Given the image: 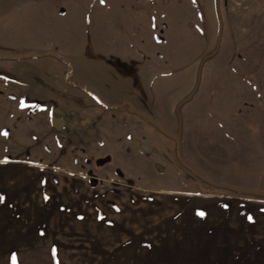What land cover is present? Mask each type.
<instances>
[{
    "label": "crops",
    "instance_id": "obj_1",
    "mask_svg": "<svg viewBox=\"0 0 264 264\" xmlns=\"http://www.w3.org/2000/svg\"><path fill=\"white\" fill-rule=\"evenodd\" d=\"M190 1L0 0V57L32 55L46 42L55 53L68 59L95 56L96 62L100 60L111 66L109 69L107 65H96L92 82L87 76L81 77L79 83L66 84L62 80L58 84L54 81L40 84L41 72L47 73L44 78L48 80L54 79L56 73L43 71L38 61L31 60L22 69L0 66L1 88L25 87V92L32 94L33 108L47 106L43 115L31 108L26 122L20 124L16 118H8L6 111L0 126L17 129V135L24 131L26 136L37 138L35 142L42 135L41 129L46 134L56 132V122L60 119L64 129L79 126L78 133L73 130L68 135L80 137L79 167L89 171L86 182L94 187L92 191H97L89 193L85 183L84 192H80L81 183L75 184L69 177H41L29 168L16 176L0 177V264H13V254L16 264H103L109 258L134 260L136 244H140L134 233L145 231L142 225L151 218L150 214L136 207L123 208L117 192H111L105 200L104 185L111 186L117 174L122 173L134 189L135 184L141 185L147 194L180 192L183 166L177 163L176 155L178 145L184 140L188 109L192 110L193 145L195 149L199 146L202 153L206 151L209 169L214 171L201 174L196 165L193 169L216 188L234 193H264L259 188L264 185V81L198 82L199 76L193 75L189 83L186 75L178 79L181 90L177 94L169 93L167 35L163 25H167L170 8L176 10L178 23L182 25L175 36L180 59L185 51L184 32L190 23L195 25L192 29L199 43L210 32L209 50L217 54L208 59V67L222 51H217L221 25L216 0H210L213 7L209 9L217 21L210 16L209 24L202 28L199 12L195 14L199 0ZM41 6L49 11L41 12ZM194 16H198L195 21ZM157 25L158 34H153ZM199 56L197 61H189L195 63L191 68L195 74L205 61ZM152 66L161 73L160 79L153 83L146 74ZM35 84L44 91L36 92ZM183 87L188 91H183ZM189 90H193L191 100L186 96ZM185 98L190 101L182 113L180 106ZM56 103L62 106V114L53 115ZM188 105L192 106L187 108ZM203 105L207 106L206 111L200 107ZM196 109L200 112L194 114ZM202 110L207 113L203 114ZM65 163L71 169L78 165L75 162L70 166L72 161ZM57 191L70 192L59 199L58 213L54 211L57 199H53ZM135 193V203L149 196ZM136 220L141 224L139 230ZM108 251L111 253L107 254Z\"/></svg>",
    "mask_w": 264,
    "mask_h": 264
},
{
    "label": "rangeland",
    "instance_id": "obj_2",
    "mask_svg": "<svg viewBox=\"0 0 264 264\" xmlns=\"http://www.w3.org/2000/svg\"><path fill=\"white\" fill-rule=\"evenodd\" d=\"M199 4V9L195 10V14L199 12V17L194 16V21L196 17L200 18L202 20V23L199 21L200 28H202L203 25L209 24L211 16L209 8L213 6L210 4V0H199ZM216 6L221 25L217 51L220 52L221 49L222 51L220 57L212 61L214 63L211 67H208V59L212 60L217 52L213 53L212 50H209L210 32L199 43L196 40L197 35L192 29L195 25L187 24L183 41L185 51L180 59L176 53L175 36L182 25L178 23L179 17H176L178 15L176 10L171 8L168 10V22L163 26L166 28L167 35V40H165L168 49L166 76L168 77L170 95L181 90L177 82L183 76H188L185 80H190L189 83H192L191 76L193 77V75L199 76L198 82L219 79L264 81V0H216ZM189 10L191 9L189 8ZM40 11H49V8L41 6ZM65 11H70V9ZM155 16L156 14L153 12L152 17ZM211 17L214 22L217 21L215 15ZM156 31H159V25L155 29L153 28L152 33L158 34ZM152 42V44L155 43L154 40ZM126 43L128 44V42ZM7 49L12 52L16 51L13 47H7ZM197 54L200 55V59H205V61L203 60L198 73L195 74L191 71L195 63L191 64L189 61H197ZM69 59L55 53V50L49 48L45 42L39 52L35 54L0 57V66L9 69H22L28 62L32 63L31 60L38 61L43 71L56 73L54 79L48 80L44 78L47 73L41 72L43 78L38 79L40 84L47 83V81H54L58 84L61 80L65 84L71 81L79 83L81 77L87 76L92 82L96 75V65H107L109 69L111 68L110 65L104 64L100 60L96 62L95 56ZM176 59L178 62L175 61ZM158 69L152 66L151 71H146V74L150 76L149 81L152 80V83L160 79L161 73ZM60 71H63L61 76ZM132 71L131 68V76ZM139 71L143 75V71ZM178 71L181 72L178 73ZM161 72L164 75L163 69ZM130 75L128 78L132 79ZM35 86L36 92L44 91V89L37 88L39 84H35ZM25 90V87L17 85L14 86V89L0 87V119L1 116H6L7 111V117L16 118L17 124L26 122L29 113L32 112L31 98L33 97ZM183 91H188V88L183 87ZM192 91L186 95L187 98L192 97ZM34 96L36 95L34 94ZM187 98L180 106L181 112L187 101L192 99L188 100ZM191 106L188 105L187 108ZM45 107L47 106L39 105L33 109L34 112L43 115L46 111ZM200 107L207 110L206 105ZM55 108L57 110L53 115L62 114L61 105L56 103ZM204 110L202 113L206 114L207 112ZM187 112L189 114L184 140L182 139L181 145H178V156L176 155L177 163L183 166V185L180 187V192H162L160 194L148 192L149 194H147L142 190L141 185L135 184L136 188L134 189V185L127 180L126 174L123 176L122 173L117 174L118 176L114 178L111 186L104 185L105 200L111 192H117L124 203L123 208L136 207L142 213L150 214L151 218L146 217L148 221L142 225L145 231L134 233L137 242H140V244H136L134 260H111L109 258V260H104L103 264H264V195L251 191L250 194L234 193L208 185L204 178L185 165L184 162L192 167L196 165L195 169L201 174L214 171L213 168L209 169L210 161L207 160L206 151L202 153L198 150L199 146L195 149L193 145L192 110L188 109ZM198 112L200 111L196 109L193 113ZM16 114L18 115L16 116ZM40 122L43 123L42 120ZM77 123L79 124V122ZM56 126V132L50 134H46L45 129H41L42 135L38 137L37 142H35L37 138L26 136L24 131H20L17 135V129L0 126V177L16 176L26 170L24 168H29L39 172L41 177H69L73 183H81L80 187L83 189L80 192H84L85 183L89 187V193L97 192L96 190L92 191L91 189L94 187L86 182L87 177L90 176L89 171L79 167L80 137L68 135L73 130L78 133L79 126L76 129H64L65 125L61 119L56 122ZM5 132L7 135L3 134ZM180 136L182 138V134ZM69 161H72V164L70 163L72 167L75 162L78 165L71 169L65 163ZM211 164L214 165L215 162L212 161ZM74 186L73 192L76 191ZM248 186L254 187L252 184H248ZM259 188L264 190V185ZM77 190L79 189L77 188ZM57 192L53 199H57L54 202V211L58 213L61 207L58 206L61 205L59 199L70 192L64 191V194L63 191ZM135 192L146 193L149 196H146L145 200H136L135 203L133 200ZM122 202L120 204L123 205ZM47 203L49 201H46ZM68 208L71 207L66 209ZM200 212L205 215H199ZM139 225H141L140 222L136 220V230H139ZM110 253L111 251L107 252V254Z\"/></svg>",
    "mask_w": 264,
    "mask_h": 264
},
{
    "label": "trees",
    "instance_id": "obj_3",
    "mask_svg": "<svg viewBox=\"0 0 264 264\" xmlns=\"http://www.w3.org/2000/svg\"><path fill=\"white\" fill-rule=\"evenodd\" d=\"M185 163V165L189 168V169H191L194 173H196L197 175H199L198 174V172L196 171V170H194L193 169V167L191 166V165H189L188 163H186V162H184ZM200 176V175H199ZM207 182H209L210 184H212V185H215V186H220V187H224V188H226V186H224V185H221V184H218V183H216V182H212V181H208L207 180ZM243 193H247V194H250L251 192L250 191H243ZM254 193V192H253ZM259 195H264L263 193H259Z\"/></svg>",
    "mask_w": 264,
    "mask_h": 264
},
{
    "label": "snow or ice",
    "instance_id": "obj_4",
    "mask_svg": "<svg viewBox=\"0 0 264 264\" xmlns=\"http://www.w3.org/2000/svg\"><path fill=\"white\" fill-rule=\"evenodd\" d=\"M101 2H103V0H101ZM4 135H7V133L5 132V133H3ZM199 215H201V216H203V215H205L203 212H200V213H198ZM53 251H55V250H53ZM12 261H13V264H16V257H15V254H13V256H12Z\"/></svg>",
    "mask_w": 264,
    "mask_h": 264
},
{
    "label": "water",
    "instance_id": "obj_5",
    "mask_svg": "<svg viewBox=\"0 0 264 264\" xmlns=\"http://www.w3.org/2000/svg\"><path fill=\"white\" fill-rule=\"evenodd\" d=\"M21 83H23V84H30V82L29 81H22ZM201 176V175H200ZM202 177V176H201ZM203 178V177H202Z\"/></svg>",
    "mask_w": 264,
    "mask_h": 264
}]
</instances>
